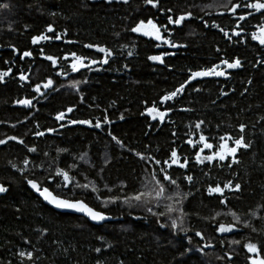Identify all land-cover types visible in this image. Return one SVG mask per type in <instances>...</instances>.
Wrapping results in <instances>:
<instances>
[{"label":"trees","instance_id":"1","mask_svg":"<svg viewBox=\"0 0 264 264\" xmlns=\"http://www.w3.org/2000/svg\"><path fill=\"white\" fill-rule=\"evenodd\" d=\"M214 2L218 3L219 0H162L160 6L172 8L174 15L191 10L196 18L185 21L181 27L169 26L173 27L171 38L185 47L170 49L162 46L158 50L154 41L127 31L136 21L149 17L167 23L163 14L145 5L143 0H129L128 4L122 0L119 3L114 0L111 4L105 0H0V3L9 4L8 9H0L1 69L5 66L4 61H10L14 54L9 45H14L20 52L26 50L32 45L31 37L43 32L49 23L53 24L57 32L66 29L65 39L78 43L70 45L55 40L42 42L40 47L44 48L45 54L60 57L65 52L75 51L78 54L95 55L92 50L83 48L84 43L103 44L115 52L109 63L99 71L83 70L70 74L65 61H61V68L67 75L60 91L47 94L43 102L29 113L9 106L12 98L23 93L14 78L4 86L0 85V139L14 135L22 138L28 146H36L38 150L37 153H28L24 146L14 141L0 145V182L8 187V192L0 196V264H8L9 261L19 264V258L15 255L18 249L33 250L34 255L39 257L36 264H95L97 259L104 261V264H119L120 261L124 264H180L181 260L183 264H222L216 260V255L237 248H230L229 240L243 241L251 235L253 242L264 241V234L258 236L249 233L248 229L240 233L217 234L211 221L196 215L209 217L215 211H227L224 205L218 203V198L206 194L209 183L220 182L222 185L228 180L240 182L241 191H226L228 207L239 212H247L264 204V167H261L264 164V121L257 123L259 117L264 115V63L256 64L258 59L264 60V48L250 38V33L255 30L252 25L258 20L249 17L248 22H241L245 29L241 36L244 43H232L218 29L212 28L211 23H219L231 34V28L235 27L234 20L228 14L217 15L220 11L218 8L205 9L210 15L201 11V7ZM193 4L198 7L190 8ZM52 12L56 15H51ZM199 17H203L209 27H205ZM114 33H120V36L116 37ZM241 38L232 39L236 41ZM217 48L221 52L218 53ZM129 51L133 53L132 56H128ZM164 51L175 53L164 57V64L154 65L153 61L147 59L149 55ZM221 56L239 57L243 66L228 70V78L207 77L193 81L179 99L170 102L178 108L172 110L171 115L155 131L150 118L141 115L145 108L182 83L189 74L188 69L211 66L218 63ZM16 65H22L19 56L16 57ZM34 69V73L38 71L40 79L53 75L51 64L46 60L41 63L36 61ZM74 80L87 82L80 83L77 91L68 86ZM248 80L252 83L249 84ZM195 88L200 91H195ZM222 91L227 95H221ZM69 106L74 107L70 117L102 118L106 110L113 123L103 125V130L84 125L61 128L54 117ZM179 107L192 111H181ZM121 115L123 119H120ZM201 119L206 122V132L212 133H216V126L220 125V132L235 134L238 124L245 123L248 125L246 135L254 141L247 153L240 151L242 162L232 169L211 168L209 176H204L203 173L209 168L190 165L189 171L195 177L192 185L182 179L185 170L176 167L169 170L174 178H179L180 191L191 190L192 193L184 202L185 210L192 213L185 220L186 226L200 230L215 245L213 249H205L208 253L205 256L193 252L180 257V252L187 245L183 235L172 236L169 229L159 227L156 217L139 208L129 209L126 205L116 204L101 209L116 219L102 225H92L80 216L58 213L29 191L24 178L9 163L22 165L25 156L39 163L56 157L57 149L67 148L68 153L59 155L60 164L66 166L76 163L78 167L74 175L77 180L83 183L87 176L88 180L95 181L101 189V196L120 193L121 188L118 186L121 182L127 185L123 192L132 193L141 187L146 165L127 149L151 154L161 160L167 158L173 146H179L187 154L191 149L183 144V140L187 139L185 134L194 131V122ZM48 128H55L56 131L48 133ZM37 130L45 131V135L36 137L34 132ZM109 131L126 147L117 146L107 134ZM173 131L177 132V137L172 136ZM44 152L49 153L48 158L43 156ZM85 152L88 154L86 160L81 161L79 157ZM73 157L76 159L73 160ZM106 160L110 162L106 164ZM101 168L104 169L102 173ZM105 184L113 187L114 191L108 193ZM168 189L169 192L175 191V186L168 185ZM68 195L72 197L73 194ZM80 195V190H76L75 198H80ZM84 195L90 205L100 208L99 201L91 192ZM218 219L225 223L232 220L230 216L224 215ZM254 223L258 228H264V221L257 220ZM43 228H47L48 232L40 237L36 230ZM97 236H103L105 242L111 243L113 247L100 254L92 251L95 247H103ZM25 238L31 243L25 245ZM221 239L224 240L223 247L220 246ZM53 240L57 243L54 244ZM195 240L198 238L194 239V243ZM33 246L40 251L35 252ZM237 250L239 255H234L233 264H247L242 246Z\"/></svg>","mask_w":264,"mask_h":264},{"label":"snow or ice","instance_id":"2","mask_svg":"<svg viewBox=\"0 0 264 264\" xmlns=\"http://www.w3.org/2000/svg\"><path fill=\"white\" fill-rule=\"evenodd\" d=\"M106 3L111 4L114 0H105ZM119 3L121 0H115ZM124 4H128L129 0H122ZM162 0H143L145 5L151 6V8L156 9L157 12L163 14L167 23H161L159 20L154 18L140 19L136 21L132 26H130L127 31L137 34L139 37L149 38L154 41V46L156 48H161L162 46H167V48L175 49L185 47V45L175 42L171 37L173 34V27H181L185 21L189 19H195L193 12L191 10L183 11L178 15L173 14L172 8H162ZM191 7H198V5H191ZM8 3H0V9H8ZM218 8L216 14L219 16H224L228 14L235 22V27L231 28V34L229 30H226L219 23L213 21L211 27L218 29L223 36L232 43H244V39L241 38L242 33H245V29L241 22H248L249 17L258 20V23L252 25L255 30L250 33V38L255 41L261 48H264V0H219V2H214L212 4H207L201 7V11L205 9ZM206 15H210V12L205 11ZM257 14H259L257 16ZM51 15L55 16L56 13L52 12ZM203 21V17H199ZM205 27H209L207 21H203ZM173 26V27H169ZM51 34V35H49ZM116 37L120 36V33H114ZM247 35V34H246ZM67 36V30L62 32H57L53 24H47L45 30L37 35L31 37V44L34 46H40L42 42L48 41H63L65 44H76L78 41L72 39H65ZM233 37L241 38L233 41ZM11 51L14 54H18L21 61L25 58H32L33 51L24 50L20 52L14 45H9ZM122 47H126L123 45ZM83 48L92 50L94 53L99 54V56H94L90 54L80 53L75 51L65 52L62 56L57 57L53 55L45 54L44 48L41 46L39 48V54L43 60L49 61L53 68L59 67V61L63 60L67 62V68H70L72 72H79L81 69L95 70L99 71L103 65H107L109 60L114 57L115 52L112 48L99 44V43H84ZM216 51L221 52L220 48ZM173 52L164 51L159 54L149 55L147 59L149 61L158 62L161 64L165 63L164 57L174 55ZM131 51L128 52V56H132ZM5 64H11L12 61L5 60ZM264 63V60H257L256 64ZM96 66V67H94ZM242 60L239 57L225 58L221 56L218 63H213L208 67H201L198 69H188V76L185 80L176 86L172 91L166 92L164 95L159 97L158 102L153 101L151 106L145 108L141 115H146L152 121H158L163 123L165 118L173 110L169 105L167 107H161L168 105V102L176 100L180 95H182L186 88L192 83V81L207 78V77H224L228 78L230 75L228 70H235L241 68ZM255 67V65H253ZM127 67V65H125ZM13 74V69L11 67L6 70H0V83H6V77H10ZM56 75H67V72L61 68L60 71L56 72ZM17 79L23 82L20 86L23 87L24 84L29 83V75L21 70L18 74ZM86 83L87 80L80 81L74 80L68 86L72 89L79 91V84ZM251 84L252 81L248 80ZM54 81L52 78H47L42 83H36L32 85V91L40 96L45 95L41 90H47L53 88ZM58 90V89H53ZM195 91H200L199 88H195ZM247 89H245L246 91ZM221 95H227L226 92H221ZM36 99L35 96L32 98L17 99L14 103L25 108H34L35 105L33 101ZM81 102H83V97L81 96ZM99 107V105H96ZM181 111H192L190 108H182ZM74 112V107L69 106L63 111H59L54 119L59 123V127L63 128L70 125H84L89 128L103 130V125H108L113 123L106 113L102 118H92V119H76L70 117L69 114ZM123 115L120 119H123ZM264 121V115L260 116L257 123ZM205 120L201 119L194 122V131L190 130L185 135L187 139L183 140V144H186L191 152L185 154V150L179 146H173L170 148L168 156L166 159H158L151 154L145 155L144 153L137 152L135 149L128 148L129 152L143 161L146 165L144 171L146 173L144 179L141 181V187L132 192L124 193L123 189L127 187L126 184L121 182L118 186L121 188V192L115 195L101 196L99 193L101 189L95 183V181L88 180L85 176V182H80L76 179L74 175L78 165L76 163L67 164L66 166H61L59 155L61 153H68L67 148L57 149V156L51 157L47 160H42L36 163L34 159H30L25 156L22 160V165H17L12 163L11 168L18 172L23 178L28 187L37 195V197L42 200L45 204L50 205L53 209L61 213H74L78 214L82 218H87L88 220L101 223L112 219V217L101 209H107L110 205L122 204L126 205L129 209L139 208L144 212L156 217V223L160 228H167L170 230L172 236L183 235V238L187 241V245L180 252V257H184L189 253H199L201 256L208 255L205 249H213L215 245L209 240L203 232L198 229H193L191 226H186L185 220L192 214L185 210L184 202L192 195L191 190L188 192L180 191V184L178 183L179 178H174L169 169L173 167L185 170L182 179L186 181L189 185H192L195 181V177L190 173L189 168L191 166H199L203 168H209V171H205L204 176H209L211 168L217 167H227L232 169L234 165H239L242 161L238 155L241 150L247 153L249 149L253 147L254 141L247 137L246 129L248 125L245 123H239L235 134L230 131L220 132V125H217V132H206L205 130ZM15 127V125H12ZM231 127V126H229ZM253 128L256 127L255 124L252 125ZM37 128L39 125L37 124ZM48 133H53L56 131L55 128L46 129ZM112 141L115 142L120 148H125L124 143L110 131L107 133ZM36 137H43L45 131L37 130L34 132ZM177 132L173 131L172 136L177 137ZM9 141H14L16 144L22 145L27 149L28 153H37L36 146H28L25 141L17 136H7L5 139H0V145H6ZM175 145V140L172 141ZM87 152L83 153L79 159L85 161L87 157ZM43 156L48 158L49 153L44 152ZM76 157H73L75 160ZM110 162L106 160V164ZM154 166V167H153ZM210 166V167H209ZM264 167V164L261 165ZM103 168L100 172H103ZM233 175H236L233 172ZM168 185L175 186V191L169 192ZM241 183L234 182L233 180H228L222 185L220 182L214 184L209 183L205 189L206 194L209 197L218 198V203L224 205L227 208L226 212L215 211L214 215L209 217H199L198 218L211 221L213 223V230L217 234H228V233H240L243 229H248L249 233H255L258 236L264 234V228H258L254 223L257 220L264 221V204H259L255 209H249L247 212H239L233 208L228 207L229 197L226 195L227 192H239L241 191ZM104 188L108 193L114 191L113 187L105 184ZM67 190V192H65ZM76 190H80V198H75ZM199 190V189H197ZM8 192V187L4 183L0 182V194ZM91 192L97 201L100 203V208L93 207L87 202L85 198L86 193ZM72 193V197L68 195ZM19 211V209H17ZM230 216L232 218L231 222H223L218 218L221 216ZM137 219L139 217H136ZM163 218V219H162ZM40 237H43L47 232V228L37 229ZM192 232L193 235H189ZM198 238V240L194 239ZM97 240L101 242L103 247H95L92 249L97 254L102 253V251H107L112 248L111 243H106L103 236H97ZM24 244L28 245L31 242L28 239H24ZM203 242V243H201ZM53 243H57L53 240ZM229 247L237 246V248H232L231 251H224L223 255H216V260L221 261L222 264H233L234 255H239L237 250L242 246L244 252L246 253L247 264H264V241L257 240L253 242L251 235H248L243 241L241 239H231L228 241ZM220 246H224V240H220ZM35 252H39L38 248L33 246ZM15 255L19 258V264H36L39 259L38 256L34 255L33 250L18 249ZM11 264V261L8 262ZM95 264H104V261L97 259ZM119 264H124L120 261ZM180 264H183L181 260Z\"/></svg>","mask_w":264,"mask_h":264},{"label":"flooded vegetation","instance_id":"3","mask_svg":"<svg viewBox=\"0 0 264 264\" xmlns=\"http://www.w3.org/2000/svg\"><path fill=\"white\" fill-rule=\"evenodd\" d=\"M57 43L59 42V41H56ZM32 46V45H31ZM27 47V49L26 50H31V51H33V57L32 58H25V60H23L22 61V65H20L19 67H17V65H16V57L18 56V54H13V56L11 57V59H10V61H12L13 63H11V64H5V66H4V68H0V70H6L7 68H9V67H11L12 69H13V74H12V76H10V77H6L5 79H6V81L8 82V80H12V78H14L13 80H15V82H16V85L21 89V90H23V93H21L19 96H16V97H14V98H12V100H11V102H10V104H9V106L10 107H12V108H17V109H21V110H24L26 113H29V112H31V111H34L35 109H36V107L40 104V103H42L43 102V100H44V97L47 95V94H49L50 92H53L54 94H57L59 91H60V88H61V86H62V81H63V79H65V75H59V76H57L56 75V72L57 71H60L61 70V64H60V62L61 61H63V60H60L59 61V67H57V68H53L52 66H51V68H52V72H53V75H52V77H50V78H52L53 79V81H54V85H53V88H50V89H47V90H44V89H42L41 91L42 92H44L45 93V95H43V96H40V95H38V94H36V93H34L33 91H32V85H35L36 83H42L43 81H45L46 79H40V78H38V76L39 75H37L38 74V71H36V73H34V68H35V63H36V61L37 62H42V58H41V56H40V54H39V48H40V46L38 47V46H32V47ZM156 49H162V47L161 48H156ZM165 49H167V48H165ZM55 56H57L58 57V55H55ZM94 56H99V54H95ZM49 62V61H48ZM50 63V62H49ZM51 64V63H50ZM158 64V62H154V65H157ZM65 67H66V69L69 71V73L70 74H77V73H80L81 71H83V70H86V71H88V72H93V71H95V70H88V69H81L79 72H72L71 71V69L70 68H67V62H65ZM94 67H96V66H94ZM103 67H105V65H103L100 69H102ZM21 70H23L26 74H28L29 75V83L28 84H24V86L23 87H21L20 85L23 83V82H21V81H19L18 79H17V77H18V74H19V72L21 71ZM49 78V77H48ZM221 78V77H220ZM6 82V83H7ZM6 83H0V85L1 86H4ZM53 89H58V90H53ZM33 96H35L36 97V99L33 101V104L35 105V107L34 108H31V109H29V108H25V107H23V106H20V105H17V104H15L14 102L17 100V99H23V98H32ZM179 99V98H178ZM159 100V99H158ZM172 102V101H171ZM171 106L172 107V109L174 110V109H176V108H178V106L175 104V103H170V102H168V105H164V106H161V107H167V106ZM179 109H182L181 107H179ZM171 113H172V111L169 113V115L165 118V121H166V119L171 115ZM150 122H151V125H153V129L155 130V131H157L160 127H161V125L164 123H160V122H158V121H152L151 119H150ZM240 153H238V155H239ZM170 170V169H169ZM183 170V169H182Z\"/></svg>","mask_w":264,"mask_h":264},{"label":"water","instance_id":"4","mask_svg":"<svg viewBox=\"0 0 264 264\" xmlns=\"http://www.w3.org/2000/svg\"><path fill=\"white\" fill-rule=\"evenodd\" d=\"M34 46V45H33ZM200 79H202V78H200ZM200 79H197V80H200ZM195 81V80H194ZM193 82V81H192ZM26 186H27V188L29 189V191L31 192V193H33L36 197H37V195L28 187V185L26 184ZM6 193H3V194H0V196H4ZM38 198V197H37ZM39 199V198H38ZM45 206H47V207H49V208H51L52 210H54V211H56V212H58L57 210H55V209H53L50 205H47V204H45L42 200H40ZM58 213H61V212H58ZM62 214H70V215H76V216H79L78 214H74V213H66V212H64V213H62ZM84 219H86L90 224H92V225H102V224H104V223H107V222H112V221H115L116 219L115 218H113L112 217V219H110V220H107V221H104V222H101V223H95V222H92V221H90V220H88L87 218H84Z\"/></svg>","mask_w":264,"mask_h":264}]
</instances>
